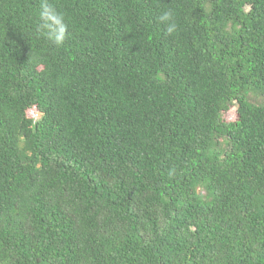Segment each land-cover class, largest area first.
<instances>
[{
    "label": "trees",
    "instance_id": "trees-1",
    "mask_svg": "<svg viewBox=\"0 0 264 264\" xmlns=\"http://www.w3.org/2000/svg\"><path fill=\"white\" fill-rule=\"evenodd\" d=\"M52 2L0 0V264H264V0Z\"/></svg>",
    "mask_w": 264,
    "mask_h": 264
},
{
    "label": "clouds",
    "instance_id": "clouds-1",
    "mask_svg": "<svg viewBox=\"0 0 264 264\" xmlns=\"http://www.w3.org/2000/svg\"><path fill=\"white\" fill-rule=\"evenodd\" d=\"M158 21L164 25L165 32L169 36L179 30L175 13L171 9L161 11ZM36 35L56 48L63 47L70 37L69 21L66 14L52 0H40Z\"/></svg>",
    "mask_w": 264,
    "mask_h": 264
},
{
    "label": "rangeland",
    "instance_id": "rangeland-1",
    "mask_svg": "<svg viewBox=\"0 0 264 264\" xmlns=\"http://www.w3.org/2000/svg\"><path fill=\"white\" fill-rule=\"evenodd\" d=\"M228 117L230 118V115Z\"/></svg>",
    "mask_w": 264,
    "mask_h": 264
}]
</instances>
